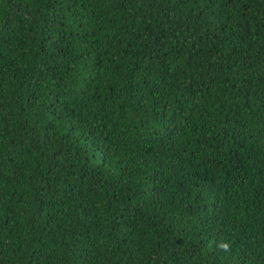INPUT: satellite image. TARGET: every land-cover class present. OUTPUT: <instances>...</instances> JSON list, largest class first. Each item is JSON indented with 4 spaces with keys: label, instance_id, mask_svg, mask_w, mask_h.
<instances>
[{
    "label": "trees",
    "instance_id": "trees-1",
    "mask_svg": "<svg viewBox=\"0 0 264 264\" xmlns=\"http://www.w3.org/2000/svg\"><path fill=\"white\" fill-rule=\"evenodd\" d=\"M0 264H264V0H0Z\"/></svg>",
    "mask_w": 264,
    "mask_h": 264
},
{
    "label": "clouds",
    "instance_id": "clouds-1",
    "mask_svg": "<svg viewBox=\"0 0 264 264\" xmlns=\"http://www.w3.org/2000/svg\"><path fill=\"white\" fill-rule=\"evenodd\" d=\"M220 247H223V248L227 249V245L226 244L220 245Z\"/></svg>",
    "mask_w": 264,
    "mask_h": 264
}]
</instances>
